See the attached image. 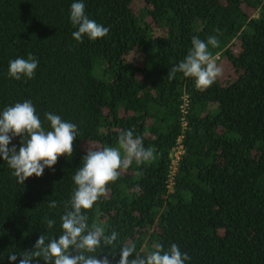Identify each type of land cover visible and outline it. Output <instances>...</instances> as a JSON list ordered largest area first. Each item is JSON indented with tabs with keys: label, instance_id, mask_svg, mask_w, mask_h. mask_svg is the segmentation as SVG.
Here are the masks:
<instances>
[{
	"label": "trees",
	"instance_id": "1",
	"mask_svg": "<svg viewBox=\"0 0 264 264\" xmlns=\"http://www.w3.org/2000/svg\"><path fill=\"white\" fill-rule=\"evenodd\" d=\"M74 2L0 0V112L31 100L46 130L45 113L78 128L73 154L24 184L0 157V264H19L41 234L59 238L88 148L117 146L129 129L155 159L133 161L84 210L89 225L117 233L96 257L119 264L123 245L146 257L157 244L165 251L176 244L185 264H264V0H79L85 15L109 28L82 42L72 36ZM193 36L219 40L209 50L222 75L203 90L182 73L168 78ZM29 55L38 60L34 77L12 78L9 61ZM22 139L8 147L18 151Z\"/></svg>",
	"mask_w": 264,
	"mask_h": 264
},
{
	"label": "clouds",
	"instance_id": "2",
	"mask_svg": "<svg viewBox=\"0 0 264 264\" xmlns=\"http://www.w3.org/2000/svg\"><path fill=\"white\" fill-rule=\"evenodd\" d=\"M70 21L78 26V30L72 33L77 42H82L85 34L89 39L96 40L109 32V28L85 15V5L79 0L70 6ZM191 44L184 60L170 69L168 78L173 79L177 73H182L185 77L194 78L197 89H207L222 75V69L209 50V46L218 48L219 40L216 36H209L205 42L193 36ZM37 67L38 60L29 55L27 59L10 60L8 72L16 80L22 76L31 79ZM45 117L51 130L43 127L31 100L17 102L0 112V157L13 170L12 175L20 184L33 175L42 176L45 168H52L60 156L73 154L77 125L53 113H45ZM15 136L23 137L18 151L15 145L8 147ZM154 152L152 147L146 148L142 138L134 136L130 129L119 134L117 146L88 148L73 176L76 187L60 217L62 231L59 238L41 234L34 248L20 255L19 264H32L36 259H42L45 264H110L107 256L98 259L95 253L102 242L105 246L113 245L117 233L113 231L106 235L103 226L96 223L89 225V217L84 210L92 209L107 193L108 184L119 178L122 169L129 168L133 161L138 165L151 162L155 159ZM56 207V201L49 203V208ZM46 221L49 228L55 223L52 219L46 218ZM135 251L134 244L123 245L119 264H185L189 259L176 244H172L167 251L157 244L146 257H133ZM9 260L16 261L17 255L9 254Z\"/></svg>",
	"mask_w": 264,
	"mask_h": 264
},
{
	"label": "built area",
	"instance_id": "3",
	"mask_svg": "<svg viewBox=\"0 0 264 264\" xmlns=\"http://www.w3.org/2000/svg\"><path fill=\"white\" fill-rule=\"evenodd\" d=\"M184 96H183V103H181L180 106L183 107L184 102ZM181 143H180V136L176 137L175 140V144L171 147L170 149V153H171V159H170V169L168 171V182H167V186L169 187L170 182H171V177L175 168V164H176V160L179 157V154L181 153L182 149H181Z\"/></svg>",
	"mask_w": 264,
	"mask_h": 264
},
{
	"label": "rangeland",
	"instance_id": "4",
	"mask_svg": "<svg viewBox=\"0 0 264 264\" xmlns=\"http://www.w3.org/2000/svg\"><path fill=\"white\" fill-rule=\"evenodd\" d=\"M218 63L219 64H222V63H224V60H223V58H220L219 60H218ZM221 69H223L221 66H219Z\"/></svg>",
	"mask_w": 264,
	"mask_h": 264
}]
</instances>
